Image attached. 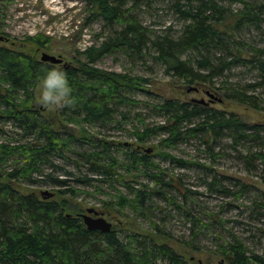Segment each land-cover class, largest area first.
<instances>
[{
  "label": "trees",
  "instance_id": "obj_1",
  "mask_svg": "<svg viewBox=\"0 0 264 264\" xmlns=\"http://www.w3.org/2000/svg\"><path fill=\"white\" fill-rule=\"evenodd\" d=\"M233 1L239 8H232L225 0H88L90 19L102 20L108 31L100 42L82 50L74 64H51L0 45V123L11 122L28 137V141L15 145L0 143V264H188L168 244L137 236L123 239L115 230L109 233L89 230L81 217L68 212L67 201L53 200L56 195L44 199L36 193L23 192L20 184L30 181L34 174H45L46 166L57 167L54 159L65 158L66 152L75 145L81 142L96 145L86 125L116 123L119 127L130 119L124 109L140 105L133 95L138 91L147 92L150 80L99 68L97 63L109 55L125 53L141 60L152 56L164 67L166 76L184 85L196 83L211 88L216 85V79L225 77L235 67L249 66L257 73L258 82L231 86L226 83L222 88H215L225 91L223 96L229 100L262 109L264 100L257 91L264 88V47L246 46L240 35L245 30H263L264 0ZM143 3L167 4L182 23V29L173 32L169 27L159 34L148 29L134 14ZM29 40L41 48L47 42L35 37ZM52 66L68 73L73 103L59 108V114L65 123L78 127L77 133L57 130L36 105L39 81L45 68ZM155 108L165 121L151 126L141 115L134 117L139 122L131 134L135 143L126 144L128 149L122 155L111 154V142L107 140L99 142L98 150L84 154L97 175L112 181L115 175L119 176L118 169L125 172L143 169L155 187H169L170 182L159 179L165 171L153 162L151 153L142 144L159 137L158 147L168 148L197 138L215 162L223 156L216 150L217 143L227 138L230 150L238 153V159L246 163L250 173H259L264 183V123H249L222 108L187 100L181 93L163 97ZM252 143L259 147L249 146ZM16 154L22 161L8 172L3 170V161ZM52 180L59 187L68 182V179ZM125 185L133 199L120 194L109 205L122 211L131 204L141 211L149 194L134 189L129 183ZM208 187L211 192L237 195L216 178ZM240 191L247 193L246 186H241ZM59 194L76 196L78 189H61ZM258 201L261 202L255 204V212H262L264 199ZM218 253L227 264H264V257L250 252L235 235L229 242L218 245Z\"/></svg>",
  "mask_w": 264,
  "mask_h": 264
},
{
  "label": "rangeland",
  "instance_id": "obj_2",
  "mask_svg": "<svg viewBox=\"0 0 264 264\" xmlns=\"http://www.w3.org/2000/svg\"><path fill=\"white\" fill-rule=\"evenodd\" d=\"M225 2L234 9L239 8L233 0ZM0 12V37H3L0 45L32 54L39 60L43 53H48L61 58V65L74 64L82 50L100 42L108 31L102 20L90 19L88 0H0ZM134 14L145 27L157 34L169 27H172L173 32L182 29L178 17L164 3L152 6L143 3ZM262 28L242 32L240 37L245 40L246 46L264 47V26ZM29 37L47 41L45 47L29 43ZM97 66L107 71L128 72L148 78L151 85L147 92L134 93L133 97L141 103L124 109L130 116L129 120L123 121L119 127L116 123L107 126L86 125L85 129L89 136L94 137L96 145L83 142L75 145L66 152L65 158L54 159L57 167H45L46 175L34 174L30 181L22 182L21 190L39 196L43 191L52 192L56 195L53 200L67 201L68 212L82 219L88 209L95 208L112 223V230L119 237L137 236L143 240L153 239L159 244H168L182 254L188 264H227L218 253V245L229 242L232 235L243 241L250 252L264 257V211L255 212V204L261 202L258 199H264V183L259 173H250L246 163L238 159V153L230 150L227 138L218 141L216 150L223 156L215 162L197 138L168 148L158 147L159 137L142 144L145 151L151 153L153 162L165 171L159 179L171 185L164 188L162 185L155 187L150 175L143 169L132 172L118 169L120 177L117 174L112 181L102 179L91 169L84 155L98 150L102 140L111 142V154L122 155L128 149L126 144L135 143L131 134L134 125L138 126L139 122L134 117L141 115L145 123L151 126L163 123L165 117L156 110V103L165 96L180 93L187 100L203 101L207 106L222 108L249 123H264V107L255 109L229 100L223 96L225 91L217 89L226 83L231 86L258 82L257 73L252 72L249 66H238L226 73L225 77L216 79V85L211 88L196 83L184 85L178 79L166 76L164 67L152 56L141 60L119 53L102 58ZM38 91L36 105L39 111L50 119L57 130L77 133L78 127L62 120L59 108L49 109L39 102ZM257 94L264 100V88H260ZM0 129V143L15 145L28 141V137L23 136L22 131L11 122H1ZM249 146L259 147L257 143ZM21 161V156L16 154L3 161L2 168L8 172ZM52 178L68 179L67 185L59 187ZM88 178H92V181L87 182ZM214 178L221 180L237 195L211 192L208 183ZM128 183L134 189L149 194L143 201L141 211L131 204L122 211L117 210V206L113 208L109 205L120 194L126 195L129 200L133 199L125 185ZM243 185L247 193H241ZM75 187L78 189L76 196L59 194L61 189Z\"/></svg>",
  "mask_w": 264,
  "mask_h": 264
},
{
  "label": "clouds",
  "instance_id": "obj_3",
  "mask_svg": "<svg viewBox=\"0 0 264 264\" xmlns=\"http://www.w3.org/2000/svg\"><path fill=\"white\" fill-rule=\"evenodd\" d=\"M39 102L49 108H63L73 103V87L66 70L46 67L38 84Z\"/></svg>",
  "mask_w": 264,
  "mask_h": 264
},
{
  "label": "water",
  "instance_id": "obj_4",
  "mask_svg": "<svg viewBox=\"0 0 264 264\" xmlns=\"http://www.w3.org/2000/svg\"><path fill=\"white\" fill-rule=\"evenodd\" d=\"M3 37H0L2 40ZM41 61L49 62L51 64H61L62 59L57 58L56 56L50 55L48 53H43L41 56ZM203 103V101H199ZM41 196L44 199H50L54 196V193L49 191H43ZM103 213H100L95 208H90L87 210V214L83 215V221L87 225L89 230H99L103 233H109L112 231V223L109 222L106 218H104ZM96 216V217H94Z\"/></svg>",
  "mask_w": 264,
  "mask_h": 264
}]
</instances>
